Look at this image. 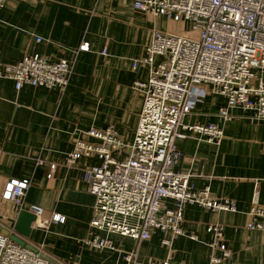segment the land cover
I'll return each mask as SVG.
<instances>
[{
	"label": "crops",
	"instance_id": "0c3cea01",
	"mask_svg": "<svg viewBox=\"0 0 264 264\" xmlns=\"http://www.w3.org/2000/svg\"><path fill=\"white\" fill-rule=\"evenodd\" d=\"M186 27L135 9L133 0H6L0 8V65L38 53L51 61L69 59L71 73L62 91L27 84L16 90L10 79L0 78V193L9 177L30 180L22 204L0 198L2 230L10 232L20 210L36 204L43 208L41 218L60 213L64 222L36 228L32 239L16 234L63 264H118L125 252L134 253L135 264H149L152 259L264 264V231L247 227L251 205L264 208V119L234 108L233 118L223 120L218 110L226 97L213 92L196 99L183 122L218 124L223 137L208 142L205 135L186 131V137L175 140L179 157L173 170L190 173L194 189L206 187L215 198L232 200L235 209L185 204L184 234L155 230L149 238L134 240L109 233L114 247L105 249L84 243L99 232L89 224L95 196L83 179V169L100 160L81 157L68 165L66 155L76 138L90 139L83 134L90 127L113 126L123 143L133 141L143 104L134 83L148 76L149 67L141 60L151 33L154 28L184 33ZM134 60L138 61L135 66ZM257 74L264 78V69ZM123 150L114 156L122 158ZM50 163L57 166L47 177ZM164 204L172 205L170 200ZM209 224L222 226L230 250L228 257L216 263L211 256L221 253L208 245Z\"/></svg>",
	"mask_w": 264,
	"mask_h": 264
},
{
	"label": "built area",
	"instance_id": "2783aa9c",
	"mask_svg": "<svg viewBox=\"0 0 264 264\" xmlns=\"http://www.w3.org/2000/svg\"><path fill=\"white\" fill-rule=\"evenodd\" d=\"M5 2L0 0V8ZM133 7L187 27L184 33L156 28L151 33L141 60L149 67L148 76L134 83L143 95V104L133 141L123 143L113 126L90 127L83 134L91 140L76 138L66 155L68 165L81 157L96 156L100 160L83 169V179L95 196L89 224L99 232L84 243L96 249L114 247L109 233L134 240L149 238L155 230L184 234L185 204L211 210L235 209L232 200H219L206 187L194 189L190 173L173 170L179 157L175 140L186 137V131L205 135L208 142L223 137L218 124L183 122L196 99L207 92L224 95L226 103L218 115L225 121L233 118L234 108L264 119V78L257 74L264 69V0H133ZM137 63L134 60L133 66ZM70 73L69 59L51 61L38 53H27L15 63L0 65V78L10 79L16 90L27 84L62 91ZM123 149L126 153L122 158L114 156ZM2 152L0 144V158ZM56 166L50 163L47 177H52ZM29 187L28 178L9 177L0 198L22 204ZM164 200L172 205H165ZM27 211L35 215V229H48L50 222L65 220L60 213L41 218L43 208L36 204H28ZM248 215L247 227L264 231V208L253 203ZM222 229L218 224L208 225L212 234L208 245L221 253L211 256L212 263L230 255ZM13 234L17 235L13 228L8 234L0 228V264H63L40 246L20 245L11 238ZM118 264H135L134 253L125 252ZM149 264L182 263L152 259Z\"/></svg>",
	"mask_w": 264,
	"mask_h": 264
},
{
	"label": "water",
	"instance_id": "95a60500",
	"mask_svg": "<svg viewBox=\"0 0 264 264\" xmlns=\"http://www.w3.org/2000/svg\"><path fill=\"white\" fill-rule=\"evenodd\" d=\"M35 220V215L25 209L20 210L16 221L14 222V231L22 236L23 238L32 239L35 233V228L32 227V222ZM4 234H8L7 230H2ZM11 238L19 243L20 245H25L26 242L19 238L17 235H11Z\"/></svg>",
	"mask_w": 264,
	"mask_h": 264
}]
</instances>
